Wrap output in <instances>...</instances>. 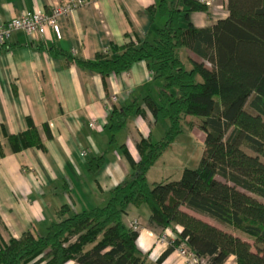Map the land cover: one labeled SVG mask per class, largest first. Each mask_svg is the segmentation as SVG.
I'll use <instances>...</instances> for the list:
<instances>
[{
    "label": "trees",
    "instance_id": "16d2710c",
    "mask_svg": "<svg viewBox=\"0 0 264 264\" xmlns=\"http://www.w3.org/2000/svg\"><path fill=\"white\" fill-rule=\"evenodd\" d=\"M227 9L225 18L198 28L188 15L206 6L197 0H182V6L159 0L148 8L165 17L153 41L110 44L94 60L54 49L103 80L145 61L160 82L158 100L146 97L145 104L169 126L155 142L139 139V160L105 204L73 213L62 205L44 234L28 230L7 242L0 238V264H144L138 232L122 220L129 205L143 204L150 209L151 227L175 233L159 262L185 243L207 264H223L230 256L236 264H264V0H228ZM182 49L188 51L185 61ZM133 109L140 110L137 102L111 109V142ZM188 115L198 117L196 126L205 134L198 166L184 168L177 180L150 184L148 169L182 132ZM8 140L14 151L43 147L33 124ZM103 161V156L92 158L89 170L95 172Z\"/></svg>",
    "mask_w": 264,
    "mask_h": 264
},
{
    "label": "crops",
    "instance_id": "0c3cea01",
    "mask_svg": "<svg viewBox=\"0 0 264 264\" xmlns=\"http://www.w3.org/2000/svg\"><path fill=\"white\" fill-rule=\"evenodd\" d=\"M65 1L0 0V22L26 10L48 11L53 4ZM176 1L182 6V0ZM158 3L159 0H85L60 16L55 28L45 35L32 39L17 30L5 46H0L2 240L17 239L28 230L44 234L62 205H68L73 213L105 204L112 189L131 174L132 162L139 160V139L155 142L165 134L168 119L155 117L145 104L146 97L158 100L160 85L145 61H136L128 71L110 74L103 80L98 73L54 52L56 48L73 58L94 60L110 44L153 41L165 21L158 11L152 15L148 10ZM227 15V3H222L206 11H191L188 16L194 26L202 28ZM183 50L185 61L188 51ZM112 95H116V101L111 103V109H122L133 102L140 109L130 112L124 126L113 134V142L107 103ZM90 122L97 127L91 128ZM30 124L35 126L43 147L12 150L8 137L24 132ZM180 135L148 169L146 178L150 184L155 182L149 180L150 175L161 158L173 151ZM100 156L104 157L103 164L91 172L89 161ZM163 176L160 178L170 175L166 172ZM149 215L146 204L129 205L122 215L127 227L131 220L139 221L136 245L146 256L144 264H183L175 249L158 261L175 233L170 227H151ZM223 264H236L235 257H228Z\"/></svg>",
    "mask_w": 264,
    "mask_h": 264
},
{
    "label": "built area",
    "instance_id": "2783aa9c",
    "mask_svg": "<svg viewBox=\"0 0 264 264\" xmlns=\"http://www.w3.org/2000/svg\"><path fill=\"white\" fill-rule=\"evenodd\" d=\"M200 4L207 8L214 6L215 4L227 3L228 0H197ZM85 0H67L59 4H53L50 6L48 11L41 10H26L21 15L15 16L7 21L0 22V46H5L10 40L12 34L17 30H22L25 34L36 39L45 35V33L54 29L56 26L57 19L70 13L79 5L83 4ZM116 101V95H112L108 103V108L111 109V103ZM91 128L97 127L95 122H90ZM85 151L81 152L84 155ZM129 227L134 231H139L140 224L137 219L130 221ZM175 250L183 259V264H207L206 260L195 255L189 250L185 243L178 245Z\"/></svg>",
    "mask_w": 264,
    "mask_h": 264
},
{
    "label": "rangeland",
    "instance_id": "374dc122",
    "mask_svg": "<svg viewBox=\"0 0 264 264\" xmlns=\"http://www.w3.org/2000/svg\"><path fill=\"white\" fill-rule=\"evenodd\" d=\"M183 122L185 124L192 122L194 127H188L185 124L182 125L181 135L178 137V141L173 147V151H168L169 153L167 152L165 156L161 158L160 164L149 177L151 182L177 180L180 178L181 172L184 168L194 169L198 166L204 147V131L196 126L199 122L197 116L188 115L184 118ZM244 150L251 153V150L248 147L244 146ZM262 160L264 161V158H262ZM166 172L169 173L170 176L168 178H160ZM248 239L252 246H254L253 239Z\"/></svg>",
    "mask_w": 264,
    "mask_h": 264
}]
</instances>
